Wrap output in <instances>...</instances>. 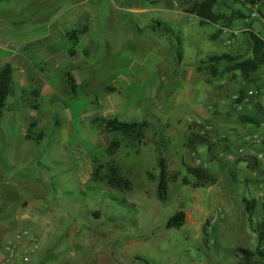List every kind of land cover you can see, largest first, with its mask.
Masks as SVG:
<instances>
[{"label": "rangeland", "instance_id": "1", "mask_svg": "<svg viewBox=\"0 0 264 264\" xmlns=\"http://www.w3.org/2000/svg\"><path fill=\"white\" fill-rule=\"evenodd\" d=\"M191 3L0 0V67L6 55L13 69L20 67L17 53L29 61L19 68L21 78L13 76L0 117V223L15 219L19 209L30 212L22 206L27 201L47 205L34 223L13 226L12 235L27 229L37 244L30 262L18 253L14 264H239L233 249L256 247L245 195L224 216L215 185L194 187L184 177V149L206 135L193 131L191 112L216 105L226 92L203 71L180 74L181 68H205L201 61L209 54L233 46V53L250 54L245 31L231 44L221 34L209 39L216 26L185 13ZM234 22L241 31L243 19ZM72 30L79 34L69 55ZM112 117L146 121L143 137L105 130L102 120ZM112 140L119 141L117 148L109 147ZM159 157L168 174H178L163 201ZM108 162L131 180V189L107 183ZM177 210L184 211V224L167 228ZM11 232L0 239V264Z\"/></svg>", "mask_w": 264, "mask_h": 264}, {"label": "crops", "instance_id": "2", "mask_svg": "<svg viewBox=\"0 0 264 264\" xmlns=\"http://www.w3.org/2000/svg\"><path fill=\"white\" fill-rule=\"evenodd\" d=\"M250 5L248 0H217L214 11L225 15L227 20L230 21L231 27L235 29L237 28L234 21L238 18L243 19V28L241 31L237 29L239 32L238 37L242 32L251 30L264 40V21L261 18L251 19L249 17V12L251 11ZM45 9L47 11L51 10L49 8ZM258 12L261 16H264V0L258 2ZM185 13L187 12L185 11ZM42 16L45 18L47 15L44 13ZM222 23L227 24L223 21L213 23L216 29L209 33L212 35L209 39L216 40L220 38L219 32L220 26H222L220 24ZM22 29L25 28L22 27ZM25 33L26 30H20V35H24ZM28 44L29 42L22 45L24 50L30 48ZM234 48L235 46L231 48V51H223L217 54L231 53L241 55L236 54V52L233 53L235 51ZM249 55L244 53L242 56L246 57ZM4 57L6 60L4 64H9L12 68V79L13 76L15 77V73L17 74V79L21 78L23 73L19 68H24L23 65L29 64L27 56L21 53L16 54L14 58L15 67H19V65L20 67L15 69L8 62V56ZM223 67V65L219 67L220 73L216 76H212L205 71L201 72L198 69H193L192 71L188 66L187 69L181 68L180 74L187 72L189 75L194 71L203 73L207 81L214 80L217 82V86L223 92H226L225 95L220 97L216 105L212 104V106H208L203 111L197 110L196 112H191L194 122L193 131L201 134L206 131V135H203V137L199 136L202 137V141H196L195 148H185L182 155L186 165L202 166L215 178L213 182L207 183L204 186L212 190L211 185H215V194L219 197L217 211L225 212L224 216H226L228 205H232L234 200L238 199V196L241 194L240 197L245 195L243 197L245 205L246 200L254 198L257 201L253 209V218L258 217L259 221L263 216L264 204V64H261L252 71L249 77H244L239 69H224ZM17 69L20 72L19 70L17 72ZM208 75L210 78H208ZM253 88H257L258 94H247V90ZM185 122H187V119H185ZM28 132L29 129L26 134ZM168 137L171 141H174L173 134ZM250 188L254 189L253 195H251ZM22 202L24 203V201ZM22 206L30 212L20 214L19 209L15 219H11L12 221L6 220V222L2 221L0 223V239L6 237V231H9V228L12 231L10 236L13 239L14 235L12 234L14 231L12 228L14 225L19 223L20 225H24L26 221L27 224H30V221L31 224L34 223L35 220L42 218V207H47L44 203H38L37 201L33 203L27 201V204ZM33 210L35 212L38 211L40 214H32ZM209 218L210 220L212 218L218 219L217 215L214 214L209 215Z\"/></svg>", "mask_w": 264, "mask_h": 264}, {"label": "trees", "instance_id": "3", "mask_svg": "<svg viewBox=\"0 0 264 264\" xmlns=\"http://www.w3.org/2000/svg\"><path fill=\"white\" fill-rule=\"evenodd\" d=\"M261 0H248L253 5L260 2ZM217 0H192L191 5L185 8V11L189 14H195L200 18L202 23H218L219 21L226 22L228 26H231L230 21L223 14L216 13L214 7ZM161 25L160 22L157 23ZM167 31H171V27L162 25ZM79 30H72L67 34L71 46L68 48L69 55L74 54L73 45L78 42L77 35ZM247 41L250 48L249 56L234 55L231 53L212 54L202 60L201 63L204 67L198 66L197 69L200 71H207L212 76H216L220 73V66L223 68H235L239 69L244 77H249L250 73L254 71L258 66L264 64V40L255 32L251 30L246 31ZM70 91H75V82L72 77L69 78ZM13 92L12 87V68L9 64H4L0 67V116L2 109L6 105V100L9 95ZM103 127L107 131H133L136 137L140 139L143 137L144 129L147 126L146 121H134L124 120L118 117H112L103 119ZM34 125L31 122L29 128ZM119 141L112 140L109 144L110 148H117ZM112 148V149H113ZM113 152H111L112 154ZM159 176L157 180V193L160 200H165L167 190L170 183H174L178 180V174L176 172L172 174L167 173L164 158H158ZM99 173V172H96ZM193 180V186H204L207 183L213 182L214 177L202 166H186V176ZM104 178L107 183L113 188L118 190H129L131 189V180L127 178L121 171L119 166L114 162H108L107 173L104 174ZM254 198L246 200V216L250 228L256 235L257 245L251 250L241 246L235 247L233 250L240 255L239 264H264V204H263V216L261 220L254 223L253 209L256 205ZM185 213L183 210H177L166 221L167 228H179L184 224Z\"/></svg>", "mask_w": 264, "mask_h": 264}, {"label": "built area", "instance_id": "4", "mask_svg": "<svg viewBox=\"0 0 264 264\" xmlns=\"http://www.w3.org/2000/svg\"><path fill=\"white\" fill-rule=\"evenodd\" d=\"M251 11L249 12L250 18H261L264 21V16H261L258 12V3L250 5ZM238 30L228 26H220V34L223 35L224 41L227 44L233 43L238 37ZM249 95H257V88L247 90ZM215 220V218H213ZM36 238L27 230L21 229L14 234L13 239L6 242L4 246V259L2 264H14L15 259L19 253L20 261L23 263L30 262L32 254L36 251L37 244L35 243ZM20 248L25 250L20 253ZM27 248V249H26Z\"/></svg>", "mask_w": 264, "mask_h": 264}]
</instances>
